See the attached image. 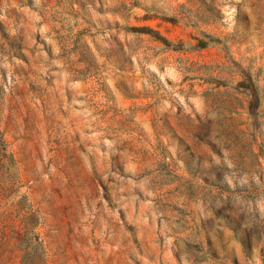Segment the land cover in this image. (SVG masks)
<instances>
[{
    "label": "rangeland",
    "instance_id": "obj_1",
    "mask_svg": "<svg viewBox=\"0 0 264 264\" xmlns=\"http://www.w3.org/2000/svg\"><path fill=\"white\" fill-rule=\"evenodd\" d=\"M0 264H264V0H0Z\"/></svg>",
    "mask_w": 264,
    "mask_h": 264
},
{
    "label": "trees",
    "instance_id": "obj_2",
    "mask_svg": "<svg viewBox=\"0 0 264 264\" xmlns=\"http://www.w3.org/2000/svg\"><path fill=\"white\" fill-rule=\"evenodd\" d=\"M238 88L245 91L249 97V114L257 120V110L260 105L259 91L253 80L248 74H244L242 81L238 83Z\"/></svg>",
    "mask_w": 264,
    "mask_h": 264
}]
</instances>
